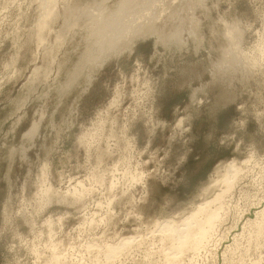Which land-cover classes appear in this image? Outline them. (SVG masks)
<instances>
[{
	"label": "rangeland",
	"instance_id": "374dc122",
	"mask_svg": "<svg viewBox=\"0 0 264 264\" xmlns=\"http://www.w3.org/2000/svg\"><path fill=\"white\" fill-rule=\"evenodd\" d=\"M0 264H264V0H0Z\"/></svg>",
	"mask_w": 264,
	"mask_h": 264
},
{
	"label": "bare ground",
	"instance_id": "6f19581e",
	"mask_svg": "<svg viewBox=\"0 0 264 264\" xmlns=\"http://www.w3.org/2000/svg\"><path fill=\"white\" fill-rule=\"evenodd\" d=\"M51 13L53 12V8H49V10L47 11V13ZM47 17L45 19V21H43V23L40 26V31H43L45 29V27L47 26ZM42 34V32H40ZM229 176L225 178V182L227 183V187L230 188V186H232L233 183V179L235 177L236 174V167H234V165H230L229 167ZM201 217H204L203 219H201ZM218 218V213L216 211H209L208 208H206V205L200 206L197 213L193 214L191 217H189L190 221H186L185 223H183L182 226H184L183 228H178L175 227L174 225L171 224H167L166 231H172V232H177L178 236L181 238L180 243L181 244H187V243H191L194 242L193 240L190 239L191 233H193L195 230L194 228L196 227V234L197 236L199 235V237L201 238H205L208 231H209V227L213 225L214 221ZM168 231V232H169ZM172 234V233H171ZM177 238H175L176 240ZM178 242V241H176Z\"/></svg>",
	"mask_w": 264,
	"mask_h": 264
}]
</instances>
